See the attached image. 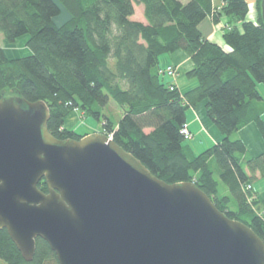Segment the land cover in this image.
Masks as SVG:
<instances>
[{"label":"trees","instance_id":"16d2710c","mask_svg":"<svg viewBox=\"0 0 264 264\" xmlns=\"http://www.w3.org/2000/svg\"><path fill=\"white\" fill-rule=\"evenodd\" d=\"M144 5L147 23L132 19ZM248 19V0H0V32L9 42L29 36L31 54L9 58L0 47V97L14 90L48 104L47 127L59 140L80 139L67 128L76 110L103 121V131L167 183L193 182L231 219L264 241V198L243 186L264 176V151L252 155L238 132L256 125L264 141V20ZM223 22L222 46L202 32L207 18ZM184 51L197 85L182 92L161 73L160 57ZM114 101L122 114L107 112ZM205 102L222 138L195 154L181 133L191 107ZM190 140V139H189ZM39 188L48 193L45 180ZM248 193L256 198L250 203ZM259 210H258V209ZM6 264H60L37 239L26 261L0 229Z\"/></svg>","mask_w":264,"mask_h":264},{"label":"water","instance_id":"95a60500","mask_svg":"<svg viewBox=\"0 0 264 264\" xmlns=\"http://www.w3.org/2000/svg\"><path fill=\"white\" fill-rule=\"evenodd\" d=\"M49 118L0 97V229L26 261L42 238L60 264H264V241L195 183L159 179L104 133L59 140Z\"/></svg>","mask_w":264,"mask_h":264},{"label":"crops","instance_id":"0c3cea01","mask_svg":"<svg viewBox=\"0 0 264 264\" xmlns=\"http://www.w3.org/2000/svg\"><path fill=\"white\" fill-rule=\"evenodd\" d=\"M183 1L186 2L188 0H183ZM142 5L143 4L136 5L135 14L132 16V19L147 23V19L144 14V5L143 7H141ZM210 21L211 23H209V20L207 18L206 20H204V22H202L200 26L202 32L208 37V39L222 46H225V43L223 40V29H222L224 25L223 22L220 21L219 23L216 24L212 21L211 17H210ZM28 39H29V36H22L18 38L15 42H9L4 37V35L0 32V40L3 43L2 48H4L6 53H7V50L14 51V49H11V48H14V47L18 48L19 44L23 42L25 44L24 45L25 51H26L25 55L31 54V50L27 46ZM164 58L166 62L164 66L162 67H166L171 64L177 67L178 76L175 82L177 83L178 87L183 93L197 85V80L189 76V72L193 69V61L189 55H187L184 51H177L175 53L170 54L168 57H164ZM205 105H206L205 102H201L196 107H191L190 109L192 110L191 111L192 115L190 117H188L187 115V122L192 132V138H191L192 140L194 139L196 135L195 130H198V129H199L198 133L200 131H204L208 135V140H209L208 143L210 144L208 146H205L202 151H204L205 148L211 147L213 144H215L217 141H219L222 138V135L219 132V130L207 118L206 111H205ZM78 118H79L78 113L74 111L73 113L67 116L66 121H65V126L67 128L76 130V124L78 122ZM194 123L197 125H195ZM238 136L245 142V144L249 148L252 155H258L259 153L264 151V141L255 124L251 123L247 125L246 127H244L242 130H240V132H238ZM190 147L192 148L195 154H198L196 152L197 148L201 149L197 145H194V144L193 145L190 144ZM262 177L260 176V177H257L256 179L260 180ZM255 180L252 183L254 190L257 192V194H259V196H261V198H264V187H262L260 191V189L256 187Z\"/></svg>","mask_w":264,"mask_h":264},{"label":"rangeland","instance_id":"374dc122","mask_svg":"<svg viewBox=\"0 0 264 264\" xmlns=\"http://www.w3.org/2000/svg\"><path fill=\"white\" fill-rule=\"evenodd\" d=\"M249 4H250V10H249V13H248V19L250 20H257L258 18V9H257V5H256V0H248ZM143 7V5L141 6ZM139 10V8H138ZM209 20V23H211L210 21V18H208ZM2 41L0 40V47H2ZM24 43L21 42L18 46V48L14 47V48H11V49H14L13 50H7V56L9 58H21V57H25L27 55L26 54V51H25V47H24ZM4 49V48H3ZM6 52V51H5ZM170 54H163L161 57H160V64L162 66H164L166 60L164 57H168ZM170 77H167L166 79L168 80ZM259 90L262 94V96L264 97V84H259ZM16 92H14V90H11L7 93H5V96H16ZM192 110L191 109H188V117H190L192 114L191 112ZM75 112L78 113V122L76 124V131L79 132L80 134H84V136L86 135H89V134H93V133H104L106 134L104 131H103V121H99L91 116H84L83 112H81L80 110H76ZM107 112H109L111 115H113L115 117V119L119 118L122 114V111L120 110V108L118 107V105L112 101L109 105V108L107 109ZM118 120V119H117ZM190 120V119H189ZM195 124V123H194ZM197 125V124H195ZM199 130V129H198ZM198 130H195V137L194 139H190L187 141L188 144H194V145H197L199 148L201 149H196V152L199 153L203 150V148L205 146H208L210 143L209 140H208V135L204 132V131H200L198 133ZM197 131V132H196ZM83 136V137H84ZM111 137V135H109ZM203 145V146H202ZM207 149V148H205ZM204 149V150H205ZM262 177V175H257V177ZM255 177L252 181V183L254 182V180L257 178ZM256 182V187L258 189H262V187H264V176L260 179V180H255ZM243 190H244V186H243ZM263 192V191H262ZM261 192V193H262ZM258 209V208H257ZM259 210V209H258ZM0 264H6L3 260H0Z\"/></svg>","mask_w":264,"mask_h":264},{"label":"built area","instance_id":"2783aa9c","mask_svg":"<svg viewBox=\"0 0 264 264\" xmlns=\"http://www.w3.org/2000/svg\"><path fill=\"white\" fill-rule=\"evenodd\" d=\"M161 73H163V74H166L167 76H169L171 79H173V80H176L177 79V76H178V69H177V67L175 66V65H168V66H166L165 68H163L162 70H161ZM181 133L183 134V136L187 139V140H189V139H191V137H192V132H191V130H190V127H189V124H188V122H186L184 125H183V127H182V129H181ZM244 191L245 192H250V191H253V186L251 185V184H246V185H244ZM254 198H256V195L253 193V194H249L248 193V201L250 202V203H252V201L254 200Z\"/></svg>","mask_w":264,"mask_h":264}]
</instances>
